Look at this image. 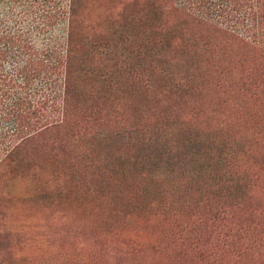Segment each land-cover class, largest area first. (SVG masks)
Masks as SVG:
<instances>
[{
	"label": "rangeland",
	"instance_id": "rangeland-1",
	"mask_svg": "<svg viewBox=\"0 0 264 264\" xmlns=\"http://www.w3.org/2000/svg\"><path fill=\"white\" fill-rule=\"evenodd\" d=\"M234 4L77 0L79 86L111 70L121 85L110 121L86 96L79 143L0 174V264H264V86L238 80L264 72V43L260 27L259 46L234 38L248 9ZM147 47L169 52L166 75L146 67ZM168 78L197 85L179 93Z\"/></svg>",
	"mask_w": 264,
	"mask_h": 264
},
{
	"label": "trees",
	"instance_id": "trees-1",
	"mask_svg": "<svg viewBox=\"0 0 264 264\" xmlns=\"http://www.w3.org/2000/svg\"><path fill=\"white\" fill-rule=\"evenodd\" d=\"M230 1L236 8L241 5L240 8L249 10H246L245 34L241 36L237 32L235 35L227 27L224 29L227 35H235L238 41L252 43L254 47L260 27L262 36L258 41L264 43V0ZM176 10L204 26L209 21L190 7ZM79 23L77 0H0V174L14 159L27 160L31 155H43L45 151L53 152L54 148L79 143L86 135V132L79 133V128L89 120L86 112L93 106L99 115L93 118L96 123L110 121L100 118L105 109L109 111V92L117 90L121 84L115 83V72L111 70L104 77L99 76L92 90L85 91L79 86L76 68L84 55L81 49H85L76 37ZM257 50L264 53V45ZM167 55V50H163L162 55L155 48L147 47L146 67L152 66L153 70L155 65L157 70L169 67ZM255 71L244 72L238 80L247 83L249 90L257 91L264 86V72ZM163 72L166 75L167 69ZM118 76L122 77L120 73ZM170 79L171 88L179 93L193 92L197 85L193 80ZM95 95H98L96 104L91 107L86 96ZM119 116L111 121L127 126L124 130L129 131L133 124ZM126 134L129 133L123 135ZM78 135L79 140H75Z\"/></svg>",
	"mask_w": 264,
	"mask_h": 264
}]
</instances>
